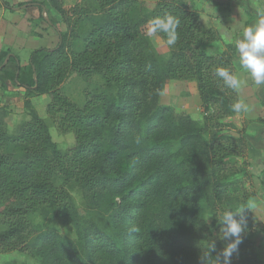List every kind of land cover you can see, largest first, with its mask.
Here are the masks:
<instances>
[{
  "label": "trees",
  "instance_id": "trees-1",
  "mask_svg": "<svg viewBox=\"0 0 264 264\" xmlns=\"http://www.w3.org/2000/svg\"><path fill=\"white\" fill-rule=\"evenodd\" d=\"M194 2L155 0L146 9L143 0H41L67 30L56 47L30 54L29 118L9 133L0 107V253H29L39 264H201L209 243L213 257L223 249L228 241L212 239L213 229L228 208L248 207L249 197L236 177L243 170L234 168L244 135L222 129L238 93L215 74L218 67L235 73L237 40L209 53L205 46L222 39L202 26ZM165 13L181 23L177 44L162 56L146 28ZM10 60L19 70L17 58ZM72 74L97 87L81 105L61 92ZM171 80H194L202 125L160 103ZM42 94L50 96L47 118L60 133H73V147L59 149L36 112L30 98ZM68 184L86 208L105 211L102 223L80 216ZM242 215L243 242L231 264H264L250 239V210ZM56 219L73 227L75 239Z\"/></svg>",
  "mask_w": 264,
  "mask_h": 264
},
{
  "label": "rangeland",
  "instance_id": "rangeland-1",
  "mask_svg": "<svg viewBox=\"0 0 264 264\" xmlns=\"http://www.w3.org/2000/svg\"><path fill=\"white\" fill-rule=\"evenodd\" d=\"M146 9H150L155 0H143ZM206 0H203V2ZM221 3L216 4L223 7V10L230 13L229 23H226L224 29L229 31L228 37L224 36L221 42H218L216 50L222 51L226 43H232L238 40L243 33V29L248 25L255 22L258 18L259 12H264V0H220ZM220 9L217 10L216 14ZM222 14V11L219 12ZM226 17V15H225ZM226 34V35H227ZM152 39V43L158 54L167 56L169 49L160 41ZM233 65L235 72L243 79L244 71L240 68L239 60L236 57L233 59ZM94 81H97L96 79ZM61 92L71 101L78 105L84 103L86 93H93L96 90L95 85H89L87 87L86 82L79 76L72 74L61 83ZM242 95L238 94L239 99H243L250 103V112L248 113H235L231 117L222 120V129L224 133L236 136L243 133L245 138V151L244 157L237 159V163L234 168L240 167L243 173L236 177L241 180L245 187L246 193L249 197L246 202L252 207H249L251 217L253 219V229L249 230L250 239L253 243L254 249L259 258L264 261V132L261 136H258V140H250L248 144L246 133L250 135H258V131L249 128L250 125L258 124L264 126V86H260L259 89L248 90L245 86L242 87ZM238 93V92H237ZM197 91L194 80H187L183 83L170 84L164 89L160 96V103L164 105L173 106L177 112H186L198 121L199 124H203L204 112L197 100ZM241 96V97H240ZM253 104L258 105L256 108H252ZM260 108V109H259ZM47 116V115H46ZM46 122L49 125V131L53 141L57 147L61 150H66L74 146L75 140L72 132L60 133L56 126H54L47 118ZM261 127V128H262ZM259 128V131L260 129ZM240 132V133H239ZM208 137V134H205ZM233 169V168H232ZM59 183V181H58ZM68 192L72 196L80 216L85 220L95 221L102 223L103 218L106 215L104 210H91L86 208L80 193V190L73 184L66 186ZM118 200V198H116ZM210 220V217L208 218ZM36 222L39 219H35ZM54 224L57 229L67 237L75 239V232L73 227L61 226L59 221L54 220ZM222 236L220 232V226L215 227L212 232V239H219ZM6 263L14 264H39L40 258L33 256L29 253L9 252L6 254H0Z\"/></svg>",
  "mask_w": 264,
  "mask_h": 264
},
{
  "label": "crops",
  "instance_id": "crops-1",
  "mask_svg": "<svg viewBox=\"0 0 264 264\" xmlns=\"http://www.w3.org/2000/svg\"><path fill=\"white\" fill-rule=\"evenodd\" d=\"M33 1H37L38 5L31 4ZM78 1L63 0V3L69 6ZM3 2L7 3L9 8L5 7ZM40 2L41 0H0V54H5L0 66V107L3 106L8 111L6 125L9 133H12L17 125L29 118L24 109L26 91L24 85L30 84L31 80L35 78L29 68L31 52L38 48L52 49L56 47L60 41L59 32L63 33L67 30L65 22L52 9L48 8L47 5L39 4ZM219 3H221L220 0H206L204 2L203 0H195L194 8L199 12V20L202 26L217 30L221 39H223L224 36L228 37L227 33L229 31H225L226 29L223 26L229 23L230 13L227 9L226 11L223 10L225 5L221 7L216 5ZM218 9L222 11L221 15L219 14L220 11L216 14ZM153 38L150 37L151 41ZM154 40L163 42L158 35ZM217 46L218 43H211L206 45L205 49L209 53H216L220 51L216 50ZM11 57L17 58L16 64H18L19 70H14L15 63L10 60ZM13 74L18 75L19 78L13 79ZM235 74L237 73L235 72ZM242 77L248 81L244 85L247 91L253 89L257 91L259 89L251 81L247 73ZM169 83L184 84V81L171 80ZM242 91L241 87L237 92L239 95H242ZM196 96L200 104V99L198 95ZM30 99L38 115L47 120L46 105L50 101V96L48 94L34 95ZM247 104L250 106V103ZM257 106L253 104L252 108H256ZM261 127L254 123L249 126L254 132L258 131L259 133L258 135L256 133L252 135L246 133L248 144L251 143L249 139L256 141L258 140V136L263 134L264 126ZM259 128H261L260 131ZM6 262L8 261L0 257V264Z\"/></svg>",
  "mask_w": 264,
  "mask_h": 264
},
{
  "label": "clouds",
  "instance_id": "clouds-1",
  "mask_svg": "<svg viewBox=\"0 0 264 264\" xmlns=\"http://www.w3.org/2000/svg\"><path fill=\"white\" fill-rule=\"evenodd\" d=\"M257 16L255 22L243 29L242 36L235 43V48L240 68L259 88L264 86V12H259ZM180 23L179 17L165 13L163 16L155 17L149 21L146 35L156 37L158 34H163L166 38V45L169 48L174 47L179 40L177 29ZM215 74L222 79L227 87L235 91L248 83L246 79H241L238 74L232 73L224 67H218ZM231 108L235 113H248L251 110L243 99H238L231 105ZM249 207L252 205L241 206L238 211L228 208L223 212L219 221L220 232L222 238L228 242L215 257L211 255L216 251L215 244L209 243L201 257V264H231L232 256L238 254L239 245L243 242L246 221L242 214Z\"/></svg>",
  "mask_w": 264,
  "mask_h": 264
}]
</instances>
